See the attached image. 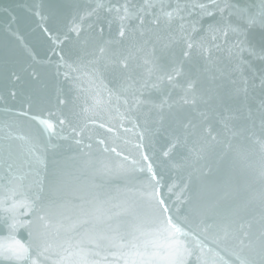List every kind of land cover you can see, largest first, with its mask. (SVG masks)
<instances>
[{"label": "snow or ice", "instance_id": "snow-or-ice-1", "mask_svg": "<svg viewBox=\"0 0 264 264\" xmlns=\"http://www.w3.org/2000/svg\"><path fill=\"white\" fill-rule=\"evenodd\" d=\"M104 7L97 4L86 15L96 16L95 23H100L97 10ZM254 7L252 11L234 0H117L107 7L112 17L109 27L118 22L119 37L128 38L137 51L145 54V73L129 83L131 78H124L129 57L112 61L115 88L104 83L108 62L102 65L101 59L94 56L68 63L63 53H58L57 77L63 75L69 92L81 94L69 99L60 89L58 105H75L89 93L84 96L88 106L82 107V112L114 110L117 118L137 129L138 148L143 147L146 135L162 133L166 144L161 155L172 168L187 169V174L179 178V183L167 186L175 196L169 206L162 194V176L156 172L152 158L142 153L146 165L140 167L133 160L131 171L138 169L147 174L144 190L123 198L105 196L101 191L105 182L127 175L130 169L123 164L113 168L84 161L79 174L57 165L49 176L45 154L49 149L55 151L57 145L38 146L23 136H14L15 121L10 120L4 125L5 142L0 143V162L6 165L7 172L3 178L6 182L0 183V224L8 230V235L0 238L2 264H264V42L257 46L251 35L257 29L264 34V0ZM161 26L168 32V41L157 57L155 47L149 46L153 38L159 40ZM80 28L74 20L70 31L78 36ZM100 31L103 32L102 25ZM177 44L181 45L178 54L172 51ZM104 51L103 47L99 49L101 55ZM198 60L204 61L203 66L198 65ZM257 60L261 62L259 66ZM61 67L67 70L61 73ZM30 75L34 81L40 80L39 73L33 71ZM10 76L13 81L21 80L15 71ZM85 83L88 88H84ZM165 84L170 89L168 97L156 103L152 93L159 92ZM178 87L182 95L170 102L171 90ZM11 95L16 96L15 90ZM201 106L198 123L180 116V108L197 110ZM20 115L27 116L28 112ZM141 115L144 126L140 124ZM150 120L155 129L147 127ZM39 124L42 132L56 134L51 120L39 119ZM66 124L71 128L70 137L81 144L76 137L82 135L83 129L59 119L60 126ZM194 136L199 138V147L189 148L190 137ZM241 138L255 146L261 156L258 167L246 164L261 182L258 196L253 198L258 199L261 213L255 233L249 222L239 225L237 235L230 225L241 218L252 201L221 212L220 200L228 197V184L222 186L223 195L218 200L206 201L208 185L204 178L212 171L209 161L230 167L227 157L233 151L232 141ZM13 139L25 141L27 159L20 161L13 152ZM98 143L104 145L105 141ZM217 145H223V152H215ZM181 149L187 150L189 156L174 162L173 157ZM104 151L122 155L115 147H105ZM236 156L249 159L240 152ZM20 168L25 171L21 173ZM86 172L93 179L91 188L97 191H86L82 186L81 176ZM189 191L191 196H185ZM216 218L222 222V236L214 241L218 247L230 238L239 240L236 248L220 249L228 259L191 239L215 226ZM209 219L214 223L209 224ZM20 228L28 231L26 243L16 237Z\"/></svg>", "mask_w": 264, "mask_h": 264}, {"label": "water", "instance_id": "water-1", "mask_svg": "<svg viewBox=\"0 0 264 264\" xmlns=\"http://www.w3.org/2000/svg\"><path fill=\"white\" fill-rule=\"evenodd\" d=\"M115 2L117 0H0V143L5 142L3 140L7 131L4 127L5 123L14 120L15 126L12 128L14 136H23L38 146L57 145L55 151L49 149L45 154L44 164L48 169L49 176L57 165L79 174L84 161H90L96 166L108 164L113 168L123 164L125 168L130 169L128 174L106 181L103 190H101L105 196L118 195L121 198L132 196L144 190L147 185L148 176L146 173H142L138 169L131 171L133 160L138 161L140 167L146 165V162L142 160V153H146L152 158L156 172L162 176L163 198L171 206L175 196L167 191V186L173 182L179 183V178L187 174V169L172 168L170 162L161 155L166 144L165 136L162 133L146 135L143 147L138 148L136 145L140 143V140L137 129H134L127 121L117 118L114 110L81 111L82 107L88 106L84 103V96L90 95L89 93L81 96L75 105L72 103L57 104L56 97L60 93V89H63V93L69 99L81 95L76 90L69 92L63 75L57 77L58 53H63L64 59L68 63L78 62L80 58L92 59L94 56L101 59L102 65L108 62L109 70L104 74V83L108 88L117 86V81L113 79L114 65L112 61L129 57V68L124 73L125 79L131 78L129 83L138 80L145 73V54L137 51L128 38L119 37L118 22H113L109 27L108 21L112 17L107 12V7ZM134 2L139 3L142 0H134ZM234 2L241 6H248L252 11H255L254 6L259 4V0H234ZM97 4L105 6L103 9L97 10L100 23H95L96 16L86 15L87 12L96 8ZM74 20L81 25L78 36L75 32L70 31ZM101 25L103 32L100 31ZM132 26H135V22H132ZM251 35L257 46L264 42V34L258 29L254 30ZM57 36L59 41H56ZM159 36V40L153 38V45L149 46L150 48L155 47L157 57L161 55L163 46L168 41V32L163 26L159 30ZM197 38L199 39V37ZM180 46L177 44L172 51L178 54ZM101 47L105 49L102 55L99 52ZM256 63L259 66L261 62L257 60ZM203 64V60H198L199 66H203ZM66 70L64 67L60 68L61 73ZM12 71L21 76L20 81L12 80L10 76ZM33 71L40 75L38 82L34 81L30 75ZM88 87V84L85 83L84 88ZM12 90L16 92L15 97L11 95ZM169 91V87L165 84L159 92L152 93V99L159 103L168 97ZM104 95L106 96V94ZM181 95L179 87L171 90L170 102L179 100ZM29 105H31L30 108ZM202 110V106L197 110L183 107L179 109V113L182 118L186 116L198 123L201 120L199 112ZM22 111H27L28 115H20ZM120 111H124L122 102ZM173 111H177V109H173ZM33 117L37 119H33ZM154 118L155 114L152 119ZM39 119L51 120L55 125L56 134L49 136L46 132H42ZM59 119H67L71 121L72 127H76L78 130L83 129L82 135L76 137L82 141L81 144L77 145L70 137L71 128L67 124L63 127L59 125ZM140 124L144 126L143 115H141ZM100 125H104V127ZM147 127L155 129L156 125L150 120ZM125 129L131 130L126 131ZM61 136L69 138L61 139ZM99 140H104L105 144L101 145L98 143ZM232 144L233 151L227 157L230 167L226 168L224 164L218 166L214 160L209 161L212 171L204 178L208 185L205 199L206 201L218 200L223 195L221 188L227 182L229 195L220 200L221 212H225L236 204L252 201L248 205V210L241 214V218L230 225V230L237 231V235H239V225L241 223L247 225L251 222L253 225L251 231L255 233L261 208L258 199L253 198L258 196L261 182L246 164L251 163L253 167H258L261 163V156L259 150L243 138L233 140ZM11 145L20 161L28 158L24 152L25 141L13 139ZM105 147H115L122 155L117 156L116 153L105 152ZM198 147L199 138L190 137L189 148ZM223 150V145L215 146L217 154ZM237 152L246 154L249 159L245 161L237 158ZM124 156L128 157L127 161L123 160ZM187 156H189L188 151L181 149L180 154L173 157V161L182 162L181 157ZM19 171L22 173L25 169L20 168ZM6 175V165L0 162V183L6 182L3 179ZM81 182L86 191H97L91 188L93 179L90 173L86 172L82 175ZM95 182L99 183L98 180ZM185 196L190 197L191 192H186ZM187 207L189 205L185 206V208ZM144 210L147 211L146 205ZM184 214V211L180 213L181 216ZM207 222L214 223L213 219H209ZM221 226L222 222L216 218L215 226L207 232L196 233L191 239L194 244L201 243L206 248L218 251L224 259H228V255L220 249L222 247L236 248L239 240L230 238L218 247L214 241L222 236ZM7 235V228L0 224V238ZM16 237L26 243L28 231L25 228H20Z\"/></svg>", "mask_w": 264, "mask_h": 264}]
</instances>
